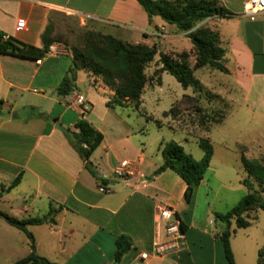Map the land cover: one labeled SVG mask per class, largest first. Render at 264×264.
I'll list each match as a JSON object with an SVG mask.
<instances>
[{"label":"crops","instance_id":"crops-1","mask_svg":"<svg viewBox=\"0 0 264 264\" xmlns=\"http://www.w3.org/2000/svg\"><path fill=\"white\" fill-rule=\"evenodd\" d=\"M248 1L222 0L233 16L212 17L201 23L218 30L227 49L225 64L230 73L222 72L216 86L210 87L230 107L217 124L224 122L236 104L244 106L257 121H264V12L253 19L246 15ZM55 14H68L89 30L130 43H157L159 52L174 56L188 52L190 63H195L194 45L189 50L177 51L171 40L163 41L187 33L180 32L175 25L174 34L168 33L169 24L160 17L151 23L138 0H0V33L43 47V34ZM22 17L27 26L18 31L17 20ZM162 26L166 38L155 37ZM56 43L58 55L47 53L37 61L0 53V184L11 183L22 173L21 183L15 188L26 187L22 197L15 199L10 213L22 219L43 217L51 208L59 210L54 223L33 225L30 230L38 253L58 264H116V238L124 234L133 240L134 246L120 264H229L223 243L217 237L221 229L211 230L202 215L196 214L198 192L206 183L205 178L189 203L185 201L187 185L175 171L168 169L152 178L164 162L162 143L156 148L155 140L148 144L133 139L134 129L115 117V107L108 104L114 91L91 71L79 69L75 90L67 96L59 95L58 87L70 74L73 58L64 45ZM158 64L157 70L162 67ZM165 72L160 73V84ZM51 75L52 82L47 80ZM83 77L90 80L86 96L79 89ZM25 94L38 97L39 101H22ZM79 95L84 104L77 102ZM181 96L177 104L195 97V92L189 94L186 90ZM42 102L48 107L41 113V128L31 126L36 119L33 115L20 119L24 125L15 123L21 115L19 107L25 110ZM5 110H15L14 116L7 117ZM170 110L164 113L168 118ZM81 116L104 135L90 157L98 177L86 168L66 135L68 128L76 130ZM59 123L66 131L57 128ZM256 160H264V154ZM124 161L130 163V174L122 178L116 174V168ZM213 162L212 157L208 169ZM221 167L217 176L221 173L229 177L230 171L235 170L228 165ZM241 173L244 175L242 169ZM8 196L9 192H5L0 202ZM165 207H170L186 225L177 247H172L176 241L168 235L169 222L161 216ZM209 209L208 205L206 215ZM22 236H26L24 231L0 217V264H13L30 253L29 239ZM157 244L164 246L165 251L159 252Z\"/></svg>","mask_w":264,"mask_h":264},{"label":"trees","instance_id":"trees-1","mask_svg":"<svg viewBox=\"0 0 264 264\" xmlns=\"http://www.w3.org/2000/svg\"><path fill=\"white\" fill-rule=\"evenodd\" d=\"M138 2L147 12L151 23L154 22L155 17H160L164 22L175 25L180 32L187 33L194 45L195 63L193 65L190 63L188 52L174 56L159 52L157 43L153 46L135 44L109 34L89 30L85 46L72 50L73 67L70 69V74L60 83L59 95L67 96L75 90L77 71L84 69L101 77L104 83L114 91L113 98L108 102L109 105L134 103L139 106L148 83L146 68L158 54L160 55L159 62L162 64L158 71L160 73L169 72L184 88L192 87L195 93L204 91L201 81L194 74L196 69L209 66L220 72L230 73L225 64L227 49L222 45L219 31L201 24L212 17L233 16L222 0H138ZM155 28L158 29L157 26ZM53 31L52 23H50L43 34V47L24 43L11 36L3 39L4 34L0 33V53L35 61L40 60L46 56L50 46L58 42ZM225 117L226 115L218 123L222 122ZM54 120L57 121L58 118ZM75 129L68 128L66 131L69 142L84 161L86 168L98 177L90 157L102 143L104 135L83 116L75 124ZM199 142L204 150L201 160H196L182 144L174 140L165 143L162 150L164 162L152 175L154 178L168 169L175 171L187 185L185 191L187 203L191 201L194 191L204 179L214 155L213 145L209 139L201 138ZM242 164L244 168L242 183L249 192L232 209L226 213L217 214V218L229 227L228 229L223 228L221 233L217 234L223 243L229 264H236L231 245L232 220L236 221L238 227L246 228L251 224V213L260 208L264 209V160H249L243 153ZM22 176L23 174L20 173L11 183L2 182L0 184V199L5 192H10L21 183ZM58 211V209L51 208L49 213L43 217L20 219L0 209V217L10 225L24 231L29 239L30 253L13 264H58L38 253L35 236L29 229L33 225L54 223V216ZM180 223L182 231L185 232L186 225L183 222ZM133 246L134 242L128 235L123 234L116 238V264H120L122 258ZM257 264H264V250L260 251Z\"/></svg>","mask_w":264,"mask_h":264},{"label":"rangeland","instance_id":"rangeland-1","mask_svg":"<svg viewBox=\"0 0 264 264\" xmlns=\"http://www.w3.org/2000/svg\"><path fill=\"white\" fill-rule=\"evenodd\" d=\"M52 27L58 43L64 45L71 53L74 48H83L88 41L89 29L82 26L78 19L68 16V14H55L52 17ZM174 29L175 27L170 24L167 27L170 34ZM168 40L172 41L177 51L189 50L193 46L191 38L187 35L163 41L166 43ZM159 57L160 55L156 57L157 62L155 59L146 68L148 83L142 94L140 105L136 106L134 103L114 104L116 109L114 115L123 121L126 127L134 129L133 139L135 141L149 144L155 140L157 148L160 143L164 146L165 143L174 140L182 144L196 160H201L204 156L200 139L206 138L211 141L214 149V162L212 168L206 171L204 177L206 183L201 186L198 192L196 214L202 215L201 217L204 218L203 220L211 230L221 229L222 231L228 226H225L217 218V214L226 213L232 209L249 192L247 187L240 182V178L243 176L241 169L244 171L242 154L244 153L249 160H256L264 154V121L261 119L257 121L247 113L244 106L236 104L224 122L217 124L223 116L228 114L230 107L225 99H222L210 88L216 86L217 77L224 74L209 68V66L195 71V76L201 80L204 91L195 93V97L185 98L177 104L178 100L182 98V93L188 90L189 94H193L194 89L192 87L184 88L169 72L164 73L163 83L160 84V72L157 70L158 63H160ZM47 80L52 82L53 75ZM89 83L90 80L87 77L82 78L79 89L84 96L90 92ZM96 93L95 96L98 95ZM74 97L72 96V98ZM23 99L22 101L26 99L37 101L39 98L25 94ZM175 104L176 106H174ZM172 106L174 108L171 109ZM47 107L48 104L43 102L35 105L34 108L26 107L25 110L19 107L21 115L15 123L24 125L20 119L33 115L36 119L31 123V126L33 129H37L42 126L41 113ZM169 110L170 117L168 118L164 113ZM14 111L10 113V110H5V115L13 117ZM172 116L175 120H172ZM243 147H246L247 150L244 151ZM99 155L100 152L96 154L95 158L97 159ZM226 165L234 167L235 170L230 171L229 177H223L221 173L217 176L216 171ZM256 188L258 187L256 186ZM25 190L26 187L23 186L13 188L9 192V196L0 202V209L15 216L10 213V210L13 208L15 199L22 197ZM208 205L210 207L209 215H206ZM204 210L205 214L203 215ZM250 221V226L246 228L238 227L234 219L231 223V245L238 264H257L260 251L264 250V209L260 208L252 212ZM32 228V226L29 227L30 230ZM22 237L27 239V235Z\"/></svg>","mask_w":264,"mask_h":264},{"label":"built area","instance_id":"built-area-1","mask_svg":"<svg viewBox=\"0 0 264 264\" xmlns=\"http://www.w3.org/2000/svg\"><path fill=\"white\" fill-rule=\"evenodd\" d=\"M264 12V0H249L245 5V14L250 16L252 19L259 13ZM27 21L25 18H19L17 20L16 29L18 31H23L26 29ZM154 36L157 38H166L167 34L165 33V27H160L159 30L154 33ZM9 36L4 35L3 39H8ZM48 53L58 55V44L54 43L50 46ZM77 102L80 104H84V99L81 95L77 97ZM129 165L130 163L127 161L122 162L117 168H116V174L119 177L125 178L130 174L129 171ZM101 191L107 192L108 189L101 188ZM162 218L166 219L169 222V225L167 226V232L168 235L172 236L174 239V242L176 243L172 245V247H177V241H179L183 237V231L181 229V223L180 220L176 217L175 213L170 207H165L162 209L161 212ZM171 247V248H172ZM156 248L159 252L165 251L164 246L157 244Z\"/></svg>","mask_w":264,"mask_h":264},{"label":"water","instance_id":"water-1","mask_svg":"<svg viewBox=\"0 0 264 264\" xmlns=\"http://www.w3.org/2000/svg\"><path fill=\"white\" fill-rule=\"evenodd\" d=\"M57 128L60 130V131H66V128L63 127L60 123L57 125ZM229 227H227L228 229Z\"/></svg>","mask_w":264,"mask_h":264}]
</instances>
